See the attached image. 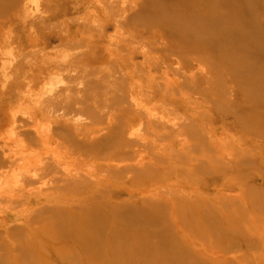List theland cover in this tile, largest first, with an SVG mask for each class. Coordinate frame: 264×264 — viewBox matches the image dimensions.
<instances>
[{
	"label": "bare ground",
	"instance_id": "6f19581e",
	"mask_svg": "<svg viewBox=\"0 0 264 264\" xmlns=\"http://www.w3.org/2000/svg\"><path fill=\"white\" fill-rule=\"evenodd\" d=\"M21 1L0 52L43 58L0 66V264H213L217 200L264 165V0H62L30 33Z\"/></svg>",
	"mask_w": 264,
	"mask_h": 264
},
{
	"label": "rangeland",
	"instance_id": "374dc122",
	"mask_svg": "<svg viewBox=\"0 0 264 264\" xmlns=\"http://www.w3.org/2000/svg\"><path fill=\"white\" fill-rule=\"evenodd\" d=\"M74 1L75 0H73L72 3H74ZM21 3L22 5H26L28 7L27 9L29 10V13H31L29 15V21L23 23L26 24L29 33L33 28L28 23L34 20L39 21L41 16L46 15L47 11L62 12L66 7V3H64V1L62 2V0H22ZM82 14L84 13L70 14V16L75 17L76 15L78 16ZM93 18H97L92 22L94 23L93 25H97L99 23L102 24L104 20H100L101 16L97 15H95ZM61 20L62 18L59 17L52 22L60 24ZM16 22L18 23V21ZM21 25L22 24L20 23L13 25L15 26L13 27L15 33L21 31ZM37 28L38 25H36L35 29ZM128 36L131 38V34H128ZM258 43L264 44V41L260 40ZM40 46L41 49H38ZM12 47H10L8 44L2 48L3 53L0 52V66L2 61L5 60L7 68L3 75L7 74L8 77H14L15 73L17 72V68L19 67L22 70L24 69L30 73V70L35 69V66L39 65L41 59L43 58V52H40V50H42V43L40 41L39 46L30 45L25 48L24 51H18L21 49L14 47V45ZM69 51L70 50H65L62 56L65 57L67 54L72 52ZM32 92L33 94H37L38 88L33 87ZM250 94L253 95L255 93ZM6 104L7 102L5 105ZM17 104L18 103H15L14 106ZM261 111L263 118V122L261 124L262 127H264V106L262 107ZM179 116L180 115L171 114V118L176 120L179 119ZM229 143L231 144L230 141ZM249 145L250 144H246L242 149L247 148ZM261 147L263 148L264 152V146L261 145ZM228 149H230L229 145ZM238 152L241 153V150H238ZM33 158L35 157L33 156ZM249 163L250 164L247 166H252L254 164L252 161H249ZM248 176H250L249 181H247ZM256 176L259 177L257 182L260 186L254 184L257 185L258 188L253 190L250 188L246 192L245 188H247L248 185H253V183H255L251 180ZM236 180L237 182L233 183L234 185H232L230 200H217V210L219 211L218 219L220 222L223 225H228V219H226V217L220 213L226 215L227 212H230V214H232L234 217L233 220L235 226L232 227V229H228L222 233H217L213 230H208L205 232V236L207 237L216 236L214 243L210 242L211 249L209 250L210 252L208 254L212 256V254L219 252V256L217 257L218 259L213 261V264H264V165L260 167L259 174H256L251 169L242 168ZM203 243L205 244V241H203ZM191 250L192 249L189 248V251ZM189 251L185 252V254L187 255ZM134 258L137 264H142V256L135 255ZM171 258V255H167L163 260H161V257L156 254L149 256L146 253V260L151 259L154 261V264H169ZM201 259L202 257L197 254L196 264H200L199 261ZM173 264L179 263L175 259Z\"/></svg>",
	"mask_w": 264,
	"mask_h": 264
}]
</instances>
